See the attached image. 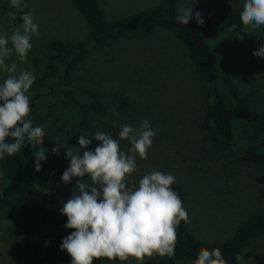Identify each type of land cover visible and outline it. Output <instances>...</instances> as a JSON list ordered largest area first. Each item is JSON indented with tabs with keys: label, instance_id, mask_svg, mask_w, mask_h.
Listing matches in <instances>:
<instances>
[{
	"label": "rangeland",
	"instance_id": "1",
	"mask_svg": "<svg viewBox=\"0 0 264 264\" xmlns=\"http://www.w3.org/2000/svg\"><path fill=\"white\" fill-rule=\"evenodd\" d=\"M193 0H179L181 6L189 7ZM229 2L239 8L245 0H215ZM27 12L34 13L39 25V37H32V48L26 62L13 53L8 58L10 66L31 71L35 78L47 65V43L54 39H80L86 34L85 18L70 0H22ZM107 19L130 16L148 10L159 0H99ZM20 23L0 26V33L11 35ZM243 37L242 39L240 37ZM264 45V35L250 27L224 34L214 44V54L221 70L228 71L240 82V77L252 80L257 89L258 102L264 106V58L252 53ZM11 47V43L8 45ZM2 72V71H1ZM8 76V73L2 72ZM71 80L80 87L97 94L122 92L135 105L138 121L147 119L157 131L147 159L137 157V171L129 177V186L135 187L143 175L152 170L172 174L187 189L188 199L184 208L188 213V229L199 240L221 242L230 238L239 224L255 211L264 213V166H243L224 152L216 151L203 140L202 120L204 114V86L185 48L172 32L159 28L150 37L136 34L108 40L91 46L75 67ZM30 100L33 93H28ZM28 118L35 114L31 107ZM58 117V116H54ZM57 124L45 128L38 150L44 147L46 159L38 171L39 184L45 192L62 207L76 191V177L70 183H62L63 172L70 161L66 148L78 147L81 134L101 131L110 134L103 121L79 128L71 120L59 116ZM44 128V125L42 126ZM58 143L59 155L51 149ZM98 142L93 140L84 151H94ZM121 150L127 152L130 143L120 140ZM87 179V177L85 178ZM1 187V172H0ZM13 214L0 210V264H34L31 253L17 257L12 248L11 228ZM244 255L242 264H264V234L253 240L239 252ZM156 254L146 257L144 264H153ZM107 264H138L134 258L127 261H109ZM172 264H193L186 259H176Z\"/></svg>",
	"mask_w": 264,
	"mask_h": 264
},
{
	"label": "trees",
	"instance_id": "2",
	"mask_svg": "<svg viewBox=\"0 0 264 264\" xmlns=\"http://www.w3.org/2000/svg\"><path fill=\"white\" fill-rule=\"evenodd\" d=\"M70 1L85 18L86 34L80 39L54 38L47 43V65L29 91L34 95L30 106L35 117L28 119L34 127L48 128L57 124L59 116H64L63 121L71 120L81 129L103 121L114 136L118 135L121 124L139 128L135 105L127 94H97L78 86L71 77L91 46L132 34L150 37L163 28L181 42L204 86L203 140L243 166H264V106L258 102L256 86L249 78L240 77L239 83L228 71L221 70L214 54L217 39L246 27L239 18L243 5L236 8L229 2L193 0L189 7H193V17L196 12L202 13L201 26L195 19H190L187 25L176 21L179 0H159L148 10L111 20L106 18L99 0ZM9 11L16 13L15 17L9 16ZM27 11V7L13 8L10 0H0V26L21 23L20 16ZM255 32L264 35V25ZM6 77L0 71V83ZM8 142H12L10 138ZM38 151L37 140L27 141L19 152L0 160V210L13 214L11 241L17 257L31 253L34 264H71V257L60 245L74 230L64 227L67 217L60 213L62 205L39 184L34 167ZM171 187L184 206L187 189L179 180ZM263 234L261 211L252 213L230 238L221 242L197 239L188 229V223L181 221L175 254H156L153 264H172L176 259L193 262L201 248H218L228 264H242L235 256ZM93 264L107 263L100 258Z\"/></svg>",
	"mask_w": 264,
	"mask_h": 264
},
{
	"label": "clouds",
	"instance_id": "3",
	"mask_svg": "<svg viewBox=\"0 0 264 264\" xmlns=\"http://www.w3.org/2000/svg\"><path fill=\"white\" fill-rule=\"evenodd\" d=\"M13 8H24L22 0H10ZM15 17L16 13H7ZM240 21L251 30L264 25V0H245ZM195 19L203 25L202 13L193 7L179 8L176 21L187 25ZM21 23L11 35L0 33V71L9 75L0 83V160L6 155L19 152L27 141L41 142L45 135L42 126H33L28 116L31 112L29 91L35 81L31 71L20 69L17 64L7 63L15 53L21 62H26L32 48V37H39V25L34 22V13L24 12ZM243 38L242 36L240 37ZM11 43V47H9ZM264 58V45L252 53ZM119 139L110 134L95 131L93 135L81 134L73 151L66 148L65 156L69 167L63 172L62 183L78 178L76 191L60 209L67 217L64 225L73 229L60 245L71 257V264H93L94 260L107 258L109 261H127L134 258L144 264L146 257L154 254L172 256L175 254L177 227L181 221L189 222L183 201L171 187L177 182L169 173L152 170L140 178L135 187L129 186V177L137 171L136 159H147L157 131L144 119L139 128L121 124ZM9 138L12 142H8ZM98 142L94 151H84L92 141ZM120 140H127L130 148L121 150ZM51 149L59 155L61 147L55 143ZM46 149L40 147L35 155L34 167L41 170V161L46 159ZM87 177V179H85ZM237 261L244 255L237 254ZM193 264H228L218 248H201Z\"/></svg>",
	"mask_w": 264,
	"mask_h": 264
}]
</instances>
